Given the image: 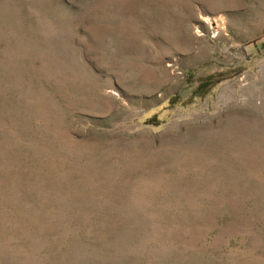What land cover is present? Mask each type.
Instances as JSON below:
<instances>
[{
	"label": "rangeland",
	"instance_id": "1",
	"mask_svg": "<svg viewBox=\"0 0 264 264\" xmlns=\"http://www.w3.org/2000/svg\"><path fill=\"white\" fill-rule=\"evenodd\" d=\"M0 264H264V0H0Z\"/></svg>",
	"mask_w": 264,
	"mask_h": 264
},
{
	"label": "trees",
	"instance_id": "2",
	"mask_svg": "<svg viewBox=\"0 0 264 264\" xmlns=\"http://www.w3.org/2000/svg\"><path fill=\"white\" fill-rule=\"evenodd\" d=\"M203 90H206V89H203ZM149 120H153V121H157V117L153 116L152 118H150Z\"/></svg>",
	"mask_w": 264,
	"mask_h": 264
}]
</instances>
